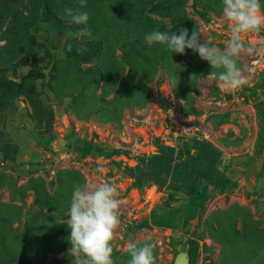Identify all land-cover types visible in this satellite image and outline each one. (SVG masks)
Returning a JSON list of instances; mask_svg holds the SVG:
<instances>
[{"label":"rangeland","instance_id":"obj_1","mask_svg":"<svg viewBox=\"0 0 264 264\" xmlns=\"http://www.w3.org/2000/svg\"><path fill=\"white\" fill-rule=\"evenodd\" d=\"M69 8L78 0H0V264H74L65 225L73 185L103 182L121 201L113 264H128L130 242L153 244L154 264H188L187 238L199 242L195 263L264 264V29L241 35L259 54L239 57L248 83L227 90L216 82L220 70L191 49L180 55L144 41L154 30L191 35L196 26L223 50L231 31L222 0H87L86 25L72 23ZM136 123L152 131L148 140ZM159 134L177 148L213 142L235 181L206 186L202 221L180 223L182 232L138 225L174 202L169 189L150 184L148 204L119 186L158 152Z\"/></svg>","mask_w":264,"mask_h":264},{"label":"clouds","instance_id":"obj_2","mask_svg":"<svg viewBox=\"0 0 264 264\" xmlns=\"http://www.w3.org/2000/svg\"><path fill=\"white\" fill-rule=\"evenodd\" d=\"M78 3L79 8L66 9V14L72 23L86 25L89 14L80 9L86 6L87 0H78ZM222 19L230 22L231 31L223 50L210 46V41L196 26L191 35L184 27L179 28L178 34L154 30L145 34L144 41L149 46L155 43L166 45L171 53L180 55H184L186 49H191L201 60L207 61L212 69L220 70L215 78L218 85L227 90L241 89L248 83V78L244 70L238 67L239 57L242 54H259L258 49L245 47L241 35L259 33L264 29V12L261 11L260 0H222ZM87 34L86 31L77 33ZM117 196L118 189L114 183L73 185L65 225L70 230L67 239L71 247L68 253L74 258V264H113L111 241L121 223L118 215L121 201ZM153 248L154 245L149 242L140 246L130 242L127 245L130 256L128 264H154Z\"/></svg>","mask_w":264,"mask_h":264},{"label":"trees","instance_id":"obj_3","mask_svg":"<svg viewBox=\"0 0 264 264\" xmlns=\"http://www.w3.org/2000/svg\"><path fill=\"white\" fill-rule=\"evenodd\" d=\"M222 159L223 151L217 145L199 137L179 148L160 144L157 153L142 158L137 166L130 169L134 185L139 188L148 184L166 187L170 190L169 199L174 201L173 193L182 191L188 197V208L183 210L181 217L177 216L179 211L158 213L157 210H152L151 220H144L138 225L177 228L175 224L177 219L181 223H190L194 218L193 211L202 214L208 198L206 186L225 190L235 184V181L221 169ZM182 245L184 247L181 248V252L187 253L189 264H194L198 240L187 238Z\"/></svg>","mask_w":264,"mask_h":264},{"label":"built area","instance_id":"obj_4","mask_svg":"<svg viewBox=\"0 0 264 264\" xmlns=\"http://www.w3.org/2000/svg\"><path fill=\"white\" fill-rule=\"evenodd\" d=\"M254 41H257V40H254ZM261 59L259 58L258 60H255V61H253L254 63H257V62H259ZM167 96L171 99V101H174V95H173V93H172V91H168L167 92ZM138 119V121H140V122H138V123H142L143 121L142 120H140L139 118H137ZM138 123H136L135 124V132H136V135H137V137L138 138H142V139H145V140H148L149 139V137H151L152 136V131H150L149 130V132H148V130L147 129H145V128H143L142 126L143 125H139ZM96 127V126H95ZM99 128V131H105L104 129H102V128H100V127H97L96 129H98ZM101 129V130H100ZM149 129V128H148ZM159 135H161V137H162V139H163V142H164V144H167V145H171V146H174V147H177V144H175L171 139H170V137L169 136H166V135H164V134H159ZM140 153H142V154H144V153H146V152H140ZM148 153V152H147ZM123 179V178H122ZM126 182H128L129 184H128V186L127 185H125V183ZM133 182H134V179L133 178H131V176H130V178L129 177H127L126 179H123V180H120V188L121 189H123V190H125V191H129V192H131L132 194H133V197L135 198H138L139 200H144L146 203H148V204H152V203H154L155 202V198H156V194L155 193H152V189L156 186V185H150V184H148V185H146V186H144L143 188H139V187H137V186H135L134 184H133ZM119 183V182H118ZM145 188V189H144ZM129 222L130 223H133V221L132 220H129ZM194 264H201L200 262H196V263H194ZM213 264H218V263H213Z\"/></svg>","mask_w":264,"mask_h":264},{"label":"crops","instance_id":"obj_5","mask_svg":"<svg viewBox=\"0 0 264 264\" xmlns=\"http://www.w3.org/2000/svg\"><path fill=\"white\" fill-rule=\"evenodd\" d=\"M143 128L147 129L149 127L143 125ZM169 194H170V192H169ZM169 194H168V198L170 197ZM173 194H174V198H175L174 202H172L171 204H168L167 207L165 206L166 204L163 205L164 207L162 205L161 206H156V207H154L153 211L157 210L158 213H169V212H175L176 213L177 211H179L177 216L181 217L183 215V213H184L183 210L188 208V197L186 195H185V198L181 197L180 196V192H174ZM202 219H203V213H202V215H198L197 217H194L192 219V221L190 222V224L197 225V224H199V222L202 221ZM180 223L181 222H179L178 220L176 221L175 224L177 225V228L164 227V226H161V227H163V228H165L167 230H173V231H177V232H182L181 229H179V227H180L179 224ZM155 226H158V225H155Z\"/></svg>","mask_w":264,"mask_h":264},{"label":"water","instance_id":"obj_6","mask_svg":"<svg viewBox=\"0 0 264 264\" xmlns=\"http://www.w3.org/2000/svg\"><path fill=\"white\" fill-rule=\"evenodd\" d=\"M184 254H185V256H186V263H188L189 264V258H188V255H187V253L186 252H183ZM175 264H176V261H175Z\"/></svg>","mask_w":264,"mask_h":264}]
</instances>
